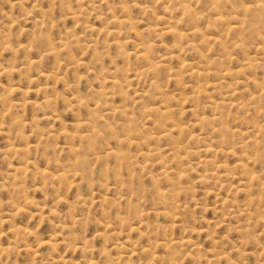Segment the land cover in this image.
Listing matches in <instances>:
<instances>
[{
  "label": "rangeland",
  "instance_id": "1",
  "mask_svg": "<svg viewBox=\"0 0 264 264\" xmlns=\"http://www.w3.org/2000/svg\"><path fill=\"white\" fill-rule=\"evenodd\" d=\"M179 1L0 0V264H264V0Z\"/></svg>",
  "mask_w": 264,
  "mask_h": 264
},
{
  "label": "bare ground",
  "instance_id": "2",
  "mask_svg": "<svg viewBox=\"0 0 264 264\" xmlns=\"http://www.w3.org/2000/svg\"><path fill=\"white\" fill-rule=\"evenodd\" d=\"M126 1V0H125ZM166 1V0H165ZM169 2H170V0H168ZM226 2H228L227 0H225ZM230 1H232V0H230ZM123 3V2H122ZM244 3V2H243ZM226 4H228V3H226ZM126 5V4H125ZM171 5V4H170ZM210 5H212V11H214V13H215V15H216V22H219L221 25H224V26H226L227 27V31H228V34H232V33H235V34H238L239 35V33H243V31H244V29H243V27L242 26H239V21H235L237 18L236 17H233V18H235V20L233 21V19H231V16H230V18L228 19L227 17H228V15H227V17L224 15V5H223V3L220 1V0H212L211 1V4ZM165 6H166V4H165ZM171 6H173V5H171ZM174 6H177V8H180V9H182V12L184 13V14H189L192 18H197V13L195 12V10H193L192 8H191V5H189V4H187V3H185L184 1L182 2V1H177V0H175V4H174ZM241 6H244V5H241ZM165 8H167V7H165ZM233 8V7H232ZM244 8H246L245 6H244ZM254 8V7H253ZM124 9V8H123ZM236 9V8H235ZM247 9L249 10V8L247 7ZM126 10V9H125ZM145 10V9H144ZM247 10V11H248ZM259 10V9H258ZM253 11V10H252ZM237 12H238V9H237ZM231 14V13H230ZM245 15V14H244ZM188 17V16H187ZM199 17V16H198ZM124 20V19H123ZM201 20V19H200ZM128 21V20H127ZM127 21H122V23H125V24H129V26H132V24L131 23H129V22H127ZM132 21V20H131ZM250 21V20H249ZM255 21V20H254ZM187 22V21H186ZM119 23H120V21H119ZM121 23V24H122ZM189 23H190V21H189ZM193 23H194V21H193ZM193 23H192V25H193ZM196 23V22H195ZM264 23V22H263ZM252 24V23H251ZM122 26V25H121ZM191 26V25H190ZM197 26H198V23H197ZM196 26V27H197ZM128 27V26H127ZM194 27V26H193ZM193 27H192V29H193ZM129 28V27H128ZM247 28V27H246ZM245 28V29H246ZM261 28V27H260ZM223 29V28H222ZM248 29V28H247ZM168 30V29H167ZM191 30V29H190ZM197 30V31H196ZM170 32L172 31V30H169ZM195 31L196 32H199L198 31V29H196L195 28ZM195 31H192V32H195ZM222 31V30H221ZM255 32H256V30H255ZM264 32V31H263ZM190 33V32H189ZM222 33V32H221ZM260 33V32H259ZM258 33V34H259ZM188 34V33H187ZM189 35V34H188ZM188 35H187V37H188ZM258 36V35H257ZM212 38V37H211ZM219 38V37H218ZM218 38H213V39H209L208 41H210L212 44H219L221 47H223V50H225L226 51V48H225V46H226V44H224L225 42L223 41V40H220V38L218 39ZM259 38V37H258ZM238 42V41H237ZM243 42H244V40H243ZM260 42V41H259ZM149 43V42H148ZM211 43L209 44V45H211ZM261 43V42H260ZM144 44V43H143ZM208 44V43H207ZM235 44V43H234ZM245 44V43H244ZM225 45V46H224ZM242 45V44H241ZM147 46V45H146ZM142 47H143V45H142ZM145 47V46H144ZM148 47H149V45H148ZM148 47H146L147 49H148ZM243 47V46H242ZM194 48V47H193ZM196 48V47H195ZM219 48V47H218ZM262 53H264V52H262ZM138 54H140L139 56H141V58H143V59H145V60H149V59H151L150 58V56H148L146 53H142V51H141V53H138ZM227 54V53H226ZM225 54V55H226ZM230 54V53H229ZM230 56V55H229ZM264 58V57H263ZM142 59V60H143ZM256 59V58H255ZM144 60V61H145ZM250 62V61H249ZM262 63V62H261ZM149 64V63H148ZM147 64V66H148V68L150 67L149 65ZM251 64H253V63H251ZM264 64V63H263ZM152 65V64H151ZM155 65H156V63H155ZM256 65V64H255ZM152 67V66H151ZM155 68H156V66H155ZM145 69V68H144ZM149 69H151V68H149ZM143 70V69H142ZM152 70H155V69H152ZM144 71H146V70H144ZM149 71V70H148ZM241 71V70H240ZM140 72V71H139ZM143 72V71H142ZM239 72V71H238ZM156 73V72H155ZM193 73V72H192ZM196 73V72H195ZM152 75V74H151ZM228 76H234V74L233 73H231V70L230 69H226V70H224V72H223V77L225 78V77H228ZM251 80H253L252 78H251ZM223 82V81H222ZM252 82V81H251ZM257 82V81H256ZM116 82H114V84H115ZM257 84V86L259 87V91H262V92H264V86H262L261 84H259V83H256ZM222 87V86H221ZM234 91V90H233ZM235 94H234V96L235 95H237L236 94V92H234ZM238 93V92H237ZM230 96H231V94H229ZM259 97V96H258ZM258 97H256V98H258ZM262 98V97H261ZM232 97H229V99L227 98V100H228V102L227 103H225L226 101L224 100V101H222V103L223 104H225V105H227V104H231V105H233V106H237V108L239 107V103H233V101H232ZM259 99V98H258ZM50 101V100H49ZM237 101V100H236ZM102 104H104V103H102ZM220 105V104H219ZM263 105V104H262ZM100 105H97L96 106V110L98 109V108H100L99 107ZM221 106V105H220ZM168 108V107H167ZM260 108V107H259ZM259 108H257L258 110H259ZM264 108V107H263ZM165 109V108H164ZM239 109V108H238ZM110 110V109H109ZM150 110H151V108H150ZM154 111H155V109H154ZM158 112H160L159 110H157ZM164 111H166V110H164ZM254 111V110H253ZM94 113V112H93ZM260 113V112H259ZM92 114V113H91ZM100 114V113H99ZM100 117V116H99ZM102 117V116H101ZM209 118H202L201 119V121H206V122H209ZM214 120H218V118L216 117V118H214V119H211V121H214ZM95 123V122H94ZM220 126L221 127H223V126H225V121L222 119V117H220ZM214 130V129H213ZM260 131V130H259ZM235 132V131H234ZM250 132V131H249ZM237 133V132H236ZM221 135V134H220ZM262 139V138H261ZM253 141H255L254 143L256 144V146L258 145V144H260V143H262L263 144V146H264V139H262V141H259L258 140V138H256L255 140H253ZM222 143V142H221ZM252 144H253V142H252ZM223 147H224V145H223ZM206 148L207 149H210V147L208 146V145H206ZM262 148H264V147H262ZM156 150V149H155ZM157 152H158V150H157ZM160 153V152H159ZM155 154V153H154ZM162 156V155H161ZM158 158H161V157H158ZM161 159H163V158H161ZM163 161V160H162ZM201 163H206L207 161L205 160L204 161V159L202 160V161H200ZM19 170H20V168H18ZM165 172V171H164ZM180 172V171H179ZM180 173H182V171L180 172ZM181 176H182V174H181ZM215 176H216V174H215ZM202 177V176H201ZM252 178L254 179V175H252ZM91 264H93L92 262H91Z\"/></svg>",
  "mask_w": 264,
  "mask_h": 264
}]
</instances>
